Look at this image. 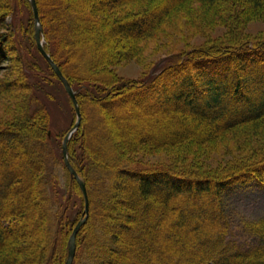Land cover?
Returning <instances> with one entry per match:
<instances>
[{
  "label": "trees",
  "instance_id": "obj_1",
  "mask_svg": "<svg viewBox=\"0 0 264 264\" xmlns=\"http://www.w3.org/2000/svg\"><path fill=\"white\" fill-rule=\"evenodd\" d=\"M36 1L44 46L82 112L68 155L90 207L73 264H264V216L243 220L258 242L242 248L228 239L225 206L239 182L264 188V39L171 53L137 79L110 71L194 4L239 34L264 16V0ZM5 61L12 68L0 74V106L12 116L0 123V264H65L85 199L64 161L65 133L58 140L51 133L42 96L52 94L50 81L67 91L38 49L29 0H0V68ZM227 140L251 154L216 169L147 166L131 156ZM71 205H78L74 218Z\"/></svg>",
  "mask_w": 264,
  "mask_h": 264
},
{
  "label": "rangeland",
  "instance_id": "obj_2",
  "mask_svg": "<svg viewBox=\"0 0 264 264\" xmlns=\"http://www.w3.org/2000/svg\"><path fill=\"white\" fill-rule=\"evenodd\" d=\"M240 27L239 34L232 33L215 16L205 17L204 8L199 4H194V6L182 10L166 20L150 36L141 40L137 52L132 56L110 66V71L113 72H111V77L113 78L115 75L118 80L140 78L145 76L162 58L171 53L203 47L211 43L230 42L234 39H264L263 15L252 18ZM117 46L118 43L112 42L113 50L117 51ZM10 64V61H5L0 68V74L7 75L11 73L9 71L12 68ZM101 83L106 85L104 81H101ZM49 86L52 94L42 97L48 104L51 113V133L55 134L58 140L61 139L63 133L66 135L73 127L77 120V114L73 101L69 100L68 93H64L60 84L50 81ZM3 102L8 103V99L3 100ZM3 106L7 107L6 104ZM93 108L91 112L95 113L97 107ZM11 116L12 112L9 109L0 106V123L6 122ZM121 128L125 130V126ZM76 144L81 150L83 143L80 138ZM239 149L233 140L205 144H195L187 141L158 150L140 151L133 153L131 156L147 166L169 164L181 168L216 169L232 165L251 154L250 150L239 152ZM23 191L25 194L28 193L25 188ZM99 192L101 195L104 193L100 188ZM19 201L18 199L17 205H19ZM77 206L71 205L67 211L69 218L76 216L78 213ZM225 206L229 211L228 239L242 248L256 244L258 238L245 231L243 220L264 216V188L255 181L239 182L237 185L232 186L231 190H228ZM110 226L113 230L120 228L115 222L114 224L111 222ZM129 263H132V261L129 260Z\"/></svg>",
  "mask_w": 264,
  "mask_h": 264
},
{
  "label": "water",
  "instance_id": "obj_3",
  "mask_svg": "<svg viewBox=\"0 0 264 264\" xmlns=\"http://www.w3.org/2000/svg\"><path fill=\"white\" fill-rule=\"evenodd\" d=\"M30 4L32 6V10L34 13V19H35V38L37 42L38 49L42 53V55L45 57V59L49 62L55 73L58 75L60 80L62 81L67 93L71 97L73 104L76 109V114H77V120L73 127L66 133L64 140H63V155H64V160L65 164L69 168L71 174L77 179L83 195L85 199V209L83 216L80 218V220L77 222L75 227L73 228V231L70 235L69 242H68V256L65 264H73L75 255H76V249H77V234L79 229L83 226V224L86 222L88 216H89V195H88V190L85 181L83 178L79 175L78 171L75 169V167L71 164L69 160V155H68V141L72 137L73 133L79 128L81 125V120H82V112L81 108L78 102V98L76 95V91L74 87L71 85L70 81L68 78L65 76L63 73L62 69L59 67L58 63L53 59L51 54L46 50L44 46V37H43V26L41 23V18L39 14V9L37 5L36 0H29Z\"/></svg>",
  "mask_w": 264,
  "mask_h": 264
}]
</instances>
